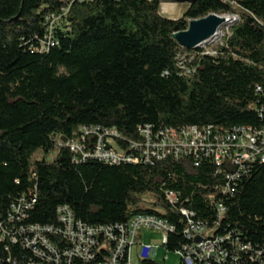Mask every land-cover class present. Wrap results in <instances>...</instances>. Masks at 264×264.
I'll use <instances>...</instances> for the list:
<instances>
[{
  "label": "trees",
  "instance_id": "obj_1",
  "mask_svg": "<svg viewBox=\"0 0 264 264\" xmlns=\"http://www.w3.org/2000/svg\"><path fill=\"white\" fill-rule=\"evenodd\" d=\"M159 10V0H0V222L34 190L27 225H57L61 206L89 226L153 217L173 227L165 247L178 252L191 244L187 210L212 237L232 233L251 245V256L264 251V164L224 193L225 176L209 159L198 166L170 157L112 164L82 161L66 145L80 128L116 130V143L135 154L131 143L142 140L145 125L155 131L263 125L256 105L258 87L264 90V0H195L178 20ZM209 14L240 18L215 57L174 39ZM183 56L190 74L179 67ZM91 139L83 142L87 151ZM37 152L42 157L34 160ZM30 258L8 237L0 242V264ZM141 264L158 263L145 250Z\"/></svg>",
  "mask_w": 264,
  "mask_h": 264
},
{
  "label": "built area",
  "instance_id": "obj_2",
  "mask_svg": "<svg viewBox=\"0 0 264 264\" xmlns=\"http://www.w3.org/2000/svg\"><path fill=\"white\" fill-rule=\"evenodd\" d=\"M229 18H237V23L240 21L236 14L225 17L226 24L218 29L213 38L196 49V53L217 56V47L224 46L225 39L231 35V29L234 27L229 26ZM212 44H215L214 50H207ZM178 61L183 73L190 74V69L186 67L187 57L178 58ZM258 92L262 94L256 105L258 116L263 121L260 128L186 126L181 129L164 128L155 131L150 125H145L139 129L142 140L131 143L130 149L134 150L135 154H129L116 143L115 139L120 137L116 130L105 129L101 132L100 129L80 128L75 131V138L66 145L73 152L82 153V161L95 159L112 164H148L153 159L170 157L176 160L191 158L198 166L199 161L209 159L217 167L216 175L225 176L226 185L223 192H233L239 180L247 175L255 164H264V90L258 87ZM92 137L96 138L94 146L87 151L83 142ZM33 177L36 178V175L33 174ZM167 198L175 203L177 195L168 192ZM35 203L36 194L32 190L23 195L18 204L10 208L5 221L0 222V242L8 237L13 244H21L33 257L30 258L29 264H132L131 248L136 245L143 231L163 233L162 246H165L173 228L163 220L146 216H137L126 224L89 226L75 220L67 206L57 209V225H27L25 221ZM224 212V206L219 204L218 215L221 216ZM182 214L189 222L185 236L191 242L176 252L183 264H244L241 254L247 257L246 264H264V251L257 252L255 257L251 256V245H242L237 238L233 240L232 233L219 238H206V227L202 223H194L195 215L187 210H182ZM53 239L60 240L56 243ZM145 250L154 258L158 248L145 246L141 257ZM101 257H104V260L101 261Z\"/></svg>",
  "mask_w": 264,
  "mask_h": 264
},
{
  "label": "rangeland",
  "instance_id": "obj_3",
  "mask_svg": "<svg viewBox=\"0 0 264 264\" xmlns=\"http://www.w3.org/2000/svg\"><path fill=\"white\" fill-rule=\"evenodd\" d=\"M169 5L163 6L162 14H160L162 17L170 19V20H178L180 19L185 11H183L182 8L180 9H173ZM234 10L237 8L234 6ZM225 17H232L231 16H225ZM230 20H234L237 18H229ZM215 44H212L207 47V50H214ZM61 72L64 73V71L61 70ZM61 142L66 143V139L63 137L60 139ZM55 155V152L52 153L51 157ZM42 157L41 152H37L33 159L39 160ZM214 233L213 230H208L207 233H205V236H212ZM164 241V235L161 232L157 231H143L141 233V236L139 237L136 245L132 246L131 248V261L132 264H141V253L145 246H150L152 248L157 247L158 251L155 255V257H151L150 253H148V258L154 260L158 264H181L180 257L176 254V252L168 251L165 246H162V243Z\"/></svg>",
  "mask_w": 264,
  "mask_h": 264
},
{
  "label": "water",
  "instance_id": "obj_4",
  "mask_svg": "<svg viewBox=\"0 0 264 264\" xmlns=\"http://www.w3.org/2000/svg\"><path fill=\"white\" fill-rule=\"evenodd\" d=\"M227 20L225 17L217 14H209L208 16L191 20L185 31L174 34L176 42L186 50H196L205 42L213 38L218 29L225 25ZM198 239L197 242H199Z\"/></svg>",
  "mask_w": 264,
  "mask_h": 264
},
{
  "label": "crops",
  "instance_id": "obj_5",
  "mask_svg": "<svg viewBox=\"0 0 264 264\" xmlns=\"http://www.w3.org/2000/svg\"><path fill=\"white\" fill-rule=\"evenodd\" d=\"M160 1V14H162V9L163 6L169 5L173 9H180L182 8L183 11H187V9L190 7V5L195 1V0H159ZM170 7V8H171Z\"/></svg>",
  "mask_w": 264,
  "mask_h": 264
},
{
  "label": "bare ground",
  "instance_id": "obj_6",
  "mask_svg": "<svg viewBox=\"0 0 264 264\" xmlns=\"http://www.w3.org/2000/svg\"><path fill=\"white\" fill-rule=\"evenodd\" d=\"M235 22H237V19H234V20L229 19V26H232ZM171 231H172V228H171Z\"/></svg>",
  "mask_w": 264,
  "mask_h": 264
}]
</instances>
